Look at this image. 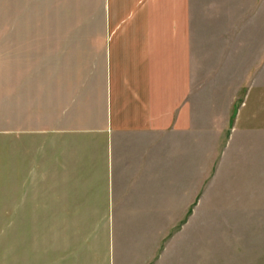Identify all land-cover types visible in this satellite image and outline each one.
Listing matches in <instances>:
<instances>
[{"label": "crops", "instance_id": "0c3cea01", "mask_svg": "<svg viewBox=\"0 0 264 264\" xmlns=\"http://www.w3.org/2000/svg\"><path fill=\"white\" fill-rule=\"evenodd\" d=\"M74 12L35 26L43 148L30 134L28 215L2 205L0 223L124 224L144 247L88 251L87 262L77 251L74 264H160V159H170L178 205L190 208L173 264H264V53L246 72L242 43L229 50L216 36L223 22L198 43L191 0H92L91 20ZM65 253L45 251V264Z\"/></svg>", "mask_w": 264, "mask_h": 264}, {"label": "rangeland", "instance_id": "374dc122", "mask_svg": "<svg viewBox=\"0 0 264 264\" xmlns=\"http://www.w3.org/2000/svg\"><path fill=\"white\" fill-rule=\"evenodd\" d=\"M60 9L64 21L71 20V9L91 20L92 0H0V206L11 213L16 209L17 216L28 215L23 212L29 204L28 192L21 189H27L29 184V136L33 134L38 148H43L45 127L44 30L35 26L60 20L56 13ZM191 11L198 43L200 39L204 41L209 23L214 35L220 22L223 30L218 29L216 36L222 33L228 39L229 50L236 51L242 43L239 45L246 72L264 53V0H191ZM74 18L78 19L77 14ZM204 49L203 44H198L197 60L202 67ZM78 114L80 120L84 113ZM74 116L67 115V119L75 121ZM40 161L38 185L44 183ZM167 163L160 159V264L174 263V237L183 225L180 221L190 211L178 205L186 195L173 192L170 159ZM144 242L142 231L117 223H0V264H45V251L51 249L66 251L65 264H74L77 251L87 262L88 251H102L108 258L109 252L128 251L133 245L140 249Z\"/></svg>", "mask_w": 264, "mask_h": 264}]
</instances>
